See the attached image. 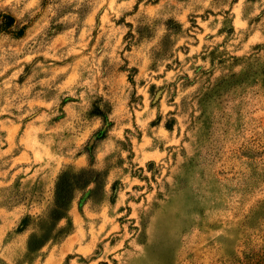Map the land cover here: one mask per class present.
<instances>
[{"label": "rangeland", "instance_id": "rangeland-1", "mask_svg": "<svg viewBox=\"0 0 264 264\" xmlns=\"http://www.w3.org/2000/svg\"><path fill=\"white\" fill-rule=\"evenodd\" d=\"M6 15L0 264H264V0Z\"/></svg>", "mask_w": 264, "mask_h": 264}, {"label": "trees", "instance_id": "trees-1", "mask_svg": "<svg viewBox=\"0 0 264 264\" xmlns=\"http://www.w3.org/2000/svg\"><path fill=\"white\" fill-rule=\"evenodd\" d=\"M1 19H3V20H1ZM0 20H1L0 21V30L1 31H7L14 24V19L9 15H6L3 17L1 16ZM82 174H84V172H82L80 175H75V176L71 175L70 173H66V174H63L59 178V180L56 184V190H55V197H56L57 205H58L59 201L63 202V200L65 199V196H67V194H68V190L66 188L67 187L66 182H68V180L70 178L78 180L82 176Z\"/></svg>", "mask_w": 264, "mask_h": 264}]
</instances>
